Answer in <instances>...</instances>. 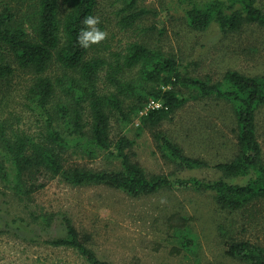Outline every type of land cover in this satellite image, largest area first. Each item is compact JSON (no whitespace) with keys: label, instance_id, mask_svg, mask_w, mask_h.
<instances>
[{"label":"trees","instance_id":"16d2710c","mask_svg":"<svg viewBox=\"0 0 264 264\" xmlns=\"http://www.w3.org/2000/svg\"><path fill=\"white\" fill-rule=\"evenodd\" d=\"M120 3L119 24L126 30L139 19L155 15L138 9V0ZM183 8L188 26L223 34L250 24L264 27L259 0H173ZM100 0H0V89L14 73L12 62L33 75L27 91L36 131L9 128L0 121V180L26 200L58 178L72 187L106 186L133 198L154 195L176 184L209 193L230 212L264 200V157L257 132V115L264 107V75L227 71L221 81L192 76L176 56L147 43L130 42L105 53L98 44L82 48L77 34L84 17L96 16ZM153 29V28H152ZM105 51V50H104ZM54 68L56 70H54ZM55 72V73H52ZM219 100L233 110L237 153L211 164L191 157L164 130V121L191 101ZM151 103L160 107L150 108ZM127 126L136 120L148 130L162 155L182 170H217L215 179L172 180L149 176L133 161L134 141L127 135L112 139V120ZM119 162L115 168L94 170L74 157ZM65 237L48 241L77 251L88 264H113L88 246L72 220L64 216ZM230 255L248 264H264V247L229 241Z\"/></svg>","mask_w":264,"mask_h":264},{"label":"rangeland","instance_id":"374dc122","mask_svg":"<svg viewBox=\"0 0 264 264\" xmlns=\"http://www.w3.org/2000/svg\"><path fill=\"white\" fill-rule=\"evenodd\" d=\"M172 1L138 0V9L155 15L124 30L119 24L120 3L100 0L98 27L107 36L98 49L108 53L130 42L147 43L176 56L192 76L212 82L221 81L230 70L264 75V27L250 24L229 34L215 25L207 31L193 30L183 8H175ZM259 2L264 7V0ZM12 67L14 73L0 89V121L9 128L36 131L34 112L27 106L33 75L13 62ZM163 130L187 155L211 164L237 153L233 110L223 101H191L164 121ZM257 132L264 157V107L257 115ZM121 134L134 141L132 159L149 176L174 181L219 176L214 169L178 168L157 149L151 133L140 129L138 120L120 126L113 119L112 139ZM74 162L94 170L119 165L107 155L75 156ZM46 181L45 188L21 200L0 180V264H88L77 251L48 243L65 237L64 216L91 249L113 264H248L228 253L227 242L264 247V200L230 212L221 209L211 194L177 184L133 198L106 186L72 187L58 178Z\"/></svg>","mask_w":264,"mask_h":264},{"label":"clouds","instance_id":"9594fccd","mask_svg":"<svg viewBox=\"0 0 264 264\" xmlns=\"http://www.w3.org/2000/svg\"><path fill=\"white\" fill-rule=\"evenodd\" d=\"M83 27L77 34V44L82 48H89L91 45L98 44L103 41L107 33L98 27L99 17L88 15L84 17Z\"/></svg>","mask_w":264,"mask_h":264},{"label":"built area","instance_id":"2783aa9c","mask_svg":"<svg viewBox=\"0 0 264 264\" xmlns=\"http://www.w3.org/2000/svg\"><path fill=\"white\" fill-rule=\"evenodd\" d=\"M149 107L151 108H158V107H160V104H158V103H151L150 105H149Z\"/></svg>","mask_w":264,"mask_h":264}]
</instances>
